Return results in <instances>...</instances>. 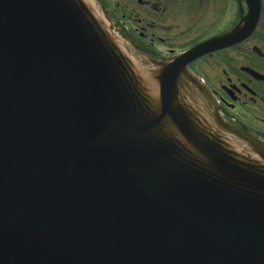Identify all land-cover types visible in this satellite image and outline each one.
Masks as SVG:
<instances>
[{
  "label": "water",
  "instance_id": "1",
  "mask_svg": "<svg viewBox=\"0 0 264 264\" xmlns=\"http://www.w3.org/2000/svg\"><path fill=\"white\" fill-rule=\"evenodd\" d=\"M205 44L140 68L88 0H0V264H264V141L178 77Z\"/></svg>",
  "mask_w": 264,
  "mask_h": 264
},
{
  "label": "flooded vegetation",
  "instance_id": "2",
  "mask_svg": "<svg viewBox=\"0 0 264 264\" xmlns=\"http://www.w3.org/2000/svg\"><path fill=\"white\" fill-rule=\"evenodd\" d=\"M88 1L137 67L154 70L206 43L178 75L183 95L211 124L217 115L264 141V0Z\"/></svg>",
  "mask_w": 264,
  "mask_h": 264
}]
</instances>
